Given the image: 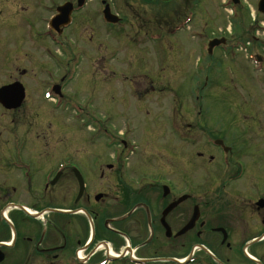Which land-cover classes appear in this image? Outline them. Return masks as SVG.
Listing matches in <instances>:
<instances>
[{"label": "flooded vegetation", "instance_id": "flooded-vegetation-1", "mask_svg": "<svg viewBox=\"0 0 264 264\" xmlns=\"http://www.w3.org/2000/svg\"><path fill=\"white\" fill-rule=\"evenodd\" d=\"M77 1L37 2L42 13L38 17L40 26L28 24L26 29L32 40L46 42L56 50L43 48L38 59L42 64L35 72L42 76L39 84L26 80L28 74H34L33 68L28 73L18 66L13 68L17 76L6 84H19L23 89L24 98L18 104L8 110L0 105L6 113L19 115L23 129L14 124L9 130L10 146H5L6 141L0 143V264H264V162L251 147L231 138H214L203 128L202 134L217 160L210 156L208 179L202 184L195 179L177 184L175 177L162 173L153 178H133L128 164L114 160V166L105 165L112 176H105L99 169V178L82 177L80 185L74 173L76 169L81 172L79 163L65 160L61 152L57 156V146L49 145V134L45 133L50 112L75 115L81 111L84 105L67 95L66 87L74 80L86 53L97 52L71 49L73 41L67 32L90 3L103 10L105 5L111 8L112 2L90 0L76 9ZM67 3L73 6L70 25L60 32L51 31L49 20L59 6ZM93 15L85 22L97 21L105 33L113 29L98 13ZM10 26L15 30L13 22ZM167 27L166 33L173 37L185 31L184 22ZM147 33L140 28L136 32L139 36ZM157 34L158 38L162 33ZM88 39L93 42L91 33ZM151 40L155 39L151 36ZM105 53V63H112L113 51ZM198 54L188 86L206 87L215 68L237 65L242 58L254 60L259 66H255L261 75L259 80H264V59L258 53ZM95 67L103 72L100 64ZM59 72L64 75L56 81ZM222 77L220 73L217 79ZM145 88L147 93L153 90L150 85ZM129 89L134 94L132 87ZM85 104L95 110L97 99L90 97ZM256 117L250 116L247 121L254 135L263 132L257 129L261 122ZM171 120L173 130L178 120L170 116ZM179 131L188 145H195L194 136H188L187 130ZM52 156L54 161H49ZM171 171L176 174L175 169ZM191 223V228L185 229Z\"/></svg>", "mask_w": 264, "mask_h": 264}, {"label": "rangeland", "instance_id": "rangeland-1", "mask_svg": "<svg viewBox=\"0 0 264 264\" xmlns=\"http://www.w3.org/2000/svg\"><path fill=\"white\" fill-rule=\"evenodd\" d=\"M39 1L0 0V87L17 76L13 71L17 66L28 73L33 68L34 74L27 73L30 79L26 80L39 84L42 76L35 72L42 64L38 59L44 53L43 48L56 50L46 42L32 40L26 29L28 24L40 26L38 17L42 13L37 8ZM222 1L174 0L163 5L157 0H112L111 11L123 19L124 29L116 26L107 33L97 21L85 22L94 16L93 12L99 16L101 8L98 4L90 3L80 12L67 32L73 41L71 49L86 52L89 48L97 52L86 53L74 80L66 87L67 95L84 105L83 121H74L68 112H50V126L45 134H49V145L57 146V156L62 154L65 160L78 162L84 177L99 178V169L110 177L112 173L105 165L114 166L112 159L118 154L115 153L116 147L106 148L99 136L101 133H107L111 138L127 136L137 143L136 151L126 162L131 169V177L153 178L162 173L166 177H175L177 184L182 185L183 179H195V183L202 184L208 179L207 161L210 156L217 160L202 134L206 128L214 138H231L237 144L251 147L259 152L256 157L264 162L261 75L241 57L237 65L215 68V74L210 75L206 87L188 86L190 75L196 71L198 53H206L207 43L213 39L226 41L222 50L225 53L234 49L239 55L258 53L264 59V17L256 9L259 0H240L242 6L237 13L234 11V17ZM187 10H191L192 19L185 31L175 37L164 36L159 43L149 41L142 44L145 40L136 34L138 28L162 33L178 18L180 20ZM10 22L16 26L15 30ZM90 33L92 43L87 42ZM152 36L156 38L153 33ZM106 50L113 51L112 63H105ZM213 53L221 52L215 49ZM96 64L102 66L103 72L95 70ZM220 73H223L221 80L217 79ZM63 75L59 72L56 81ZM212 79L219 85L213 84ZM107 80L111 84H105ZM145 85H150L153 90L145 92ZM129 87L136 95L130 94ZM90 97L97 99L95 110L86 108L85 102ZM132 97L134 101L130 100ZM255 98L256 105L253 104ZM172 103L174 106H170ZM0 114V143L6 141L5 146H10L9 130L14 124L23 129V121L18 114L6 113L1 108ZM253 115H257L261 122L258 131H263L257 135L250 131L251 126L247 122ZM170 116L178 120L176 127L187 130L188 136H194L195 145L179 140L178 132L170 128L173 123ZM86 124L90 127H85ZM238 131H242L241 134ZM200 153L202 158L198 157ZM53 158L50 157L49 161H54ZM173 169L176 170L175 175L171 171Z\"/></svg>", "mask_w": 264, "mask_h": 264}, {"label": "water", "instance_id": "water-1", "mask_svg": "<svg viewBox=\"0 0 264 264\" xmlns=\"http://www.w3.org/2000/svg\"><path fill=\"white\" fill-rule=\"evenodd\" d=\"M85 0H79V6H81L84 3ZM162 3H169L172 0H159ZM234 4L238 3V0H232ZM258 12L261 13L262 15H264V0H260L258 3ZM58 16L55 17L50 24V27L57 30L59 27L61 26H65L66 24H68L69 22V14H70V5H65L61 8L58 9ZM103 15H104V19L106 22L111 23V24H115L118 22V18L112 14H110V11L108 9V7L105 8V10L103 11ZM220 43H224L223 40L217 41L214 40L212 42L209 43V52H211L212 48H214L215 46H218ZM11 88L10 87H5L0 89V102L6 106L7 101H10V98H12V94L10 93ZM14 97L16 99H18L19 101L22 98V95H14ZM7 100V101H6ZM77 177L80 178V175L77 174ZM175 205V204H174ZM172 208V205L170 207L167 208V210H170ZM192 223L190 225H188L185 229H189L191 228Z\"/></svg>", "mask_w": 264, "mask_h": 264}]
</instances>
